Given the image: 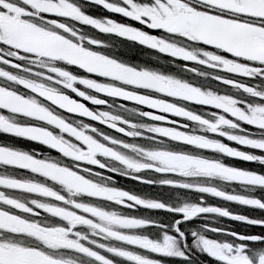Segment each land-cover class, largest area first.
Here are the masks:
<instances>
[{
    "label": "snow or ice",
    "instance_id": "6c2138e0",
    "mask_svg": "<svg viewBox=\"0 0 264 264\" xmlns=\"http://www.w3.org/2000/svg\"><path fill=\"white\" fill-rule=\"evenodd\" d=\"M0 264H264V0H0Z\"/></svg>",
    "mask_w": 264,
    "mask_h": 264
},
{
    "label": "flooded vegetation",
    "instance_id": "af4514ba",
    "mask_svg": "<svg viewBox=\"0 0 264 264\" xmlns=\"http://www.w3.org/2000/svg\"><path fill=\"white\" fill-rule=\"evenodd\" d=\"M147 57L144 56L143 54H140L136 57V62H140L143 59H146ZM22 146L24 147H31V145L27 144V143H22ZM128 186H131V184H129Z\"/></svg>",
    "mask_w": 264,
    "mask_h": 264
}]
</instances>
